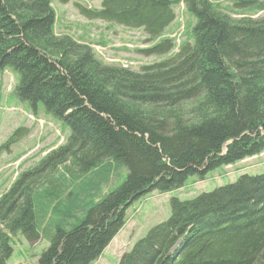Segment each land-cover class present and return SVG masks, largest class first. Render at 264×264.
<instances>
[{
	"label": "trees",
	"instance_id": "16d2710c",
	"mask_svg": "<svg viewBox=\"0 0 264 264\" xmlns=\"http://www.w3.org/2000/svg\"><path fill=\"white\" fill-rule=\"evenodd\" d=\"M179 2L195 18L192 41L132 71L56 35L51 0H0V73L17 74L14 95L33 108L42 103L69 130L0 196V264L18 232L31 244L49 242L36 264H91L132 202L264 152V15L233 20L209 0L75 5L88 20L141 28L153 40ZM172 48L166 38L143 51L161 56ZM123 168L126 179L103 194ZM169 207L118 264H264V172L171 197Z\"/></svg>",
	"mask_w": 264,
	"mask_h": 264
},
{
	"label": "rangeland",
	"instance_id": "374dc122",
	"mask_svg": "<svg viewBox=\"0 0 264 264\" xmlns=\"http://www.w3.org/2000/svg\"><path fill=\"white\" fill-rule=\"evenodd\" d=\"M240 1L246 0H209L215 8L233 20L256 19L264 15V10L258 8L264 7V0H254V3L251 0L249 6L240 5ZM100 2L101 0H51V6L55 12L54 33L69 35L76 42L87 45L101 63L139 71L142 66L175 54L183 42L192 41L191 28L195 18L186 11L182 2L174 7L175 18L172 23L159 38L153 40L141 28H128L97 19L88 20L79 13L75 5L78 3L98 9ZM166 38L173 43L169 53L158 56L148 55L143 51ZM17 82L18 75L10 70L0 73V196L20 172L35 166L46 153L64 144L69 134L63 123L45 113L42 103H37L33 108L29 102L19 100L13 93ZM18 129L20 130L15 134ZM11 138L13 142L1 151L2 146ZM59 169H63V166ZM263 172L264 153L218 169L204 181L189 178L180 189L167 193L152 192L132 202L125 213L123 227L91 264H118L122 254L130 250L151 226L169 217L171 197L189 199L232 183L241 174L257 175ZM126 176L127 170L123 168L118 180L104 187L102 193L106 194L117 188ZM48 245L49 242L45 239L31 244L18 232L12 236L13 252L7 264H36Z\"/></svg>",
	"mask_w": 264,
	"mask_h": 264
},
{
	"label": "bare ground",
	"instance_id": "6f19581e",
	"mask_svg": "<svg viewBox=\"0 0 264 264\" xmlns=\"http://www.w3.org/2000/svg\"><path fill=\"white\" fill-rule=\"evenodd\" d=\"M227 166H231V165H227ZM226 167V166H225Z\"/></svg>",
	"mask_w": 264,
	"mask_h": 264
},
{
	"label": "crops",
	"instance_id": "0c3cea01",
	"mask_svg": "<svg viewBox=\"0 0 264 264\" xmlns=\"http://www.w3.org/2000/svg\"><path fill=\"white\" fill-rule=\"evenodd\" d=\"M240 163V162H239ZM237 164V163H236Z\"/></svg>",
	"mask_w": 264,
	"mask_h": 264
}]
</instances>
